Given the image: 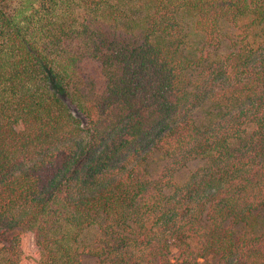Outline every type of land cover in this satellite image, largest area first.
Returning a JSON list of instances; mask_svg holds the SVG:
<instances>
[{"label":"trees","instance_id":"16d2710c","mask_svg":"<svg viewBox=\"0 0 264 264\" xmlns=\"http://www.w3.org/2000/svg\"><path fill=\"white\" fill-rule=\"evenodd\" d=\"M264 264V0H0V264Z\"/></svg>","mask_w":264,"mask_h":264},{"label":"rangeland","instance_id":"374dc122","mask_svg":"<svg viewBox=\"0 0 264 264\" xmlns=\"http://www.w3.org/2000/svg\"><path fill=\"white\" fill-rule=\"evenodd\" d=\"M91 264V263H90Z\"/></svg>","mask_w":264,"mask_h":264}]
</instances>
